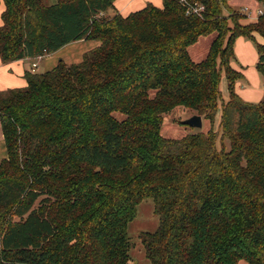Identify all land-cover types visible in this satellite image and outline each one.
<instances>
[{"label": "trees", "instance_id": "1", "mask_svg": "<svg viewBox=\"0 0 264 264\" xmlns=\"http://www.w3.org/2000/svg\"><path fill=\"white\" fill-rule=\"evenodd\" d=\"M1 1L3 63L81 39L100 45L0 91V264H129L128 226L145 198L160 221L140 235L151 264H264V99L243 100L231 66L244 36L264 76L253 35L264 37V13L251 19L226 0L111 17L115 0ZM214 33L195 62L189 47ZM179 105L211 127L164 137V114Z\"/></svg>", "mask_w": 264, "mask_h": 264}, {"label": "crops", "instance_id": "2", "mask_svg": "<svg viewBox=\"0 0 264 264\" xmlns=\"http://www.w3.org/2000/svg\"><path fill=\"white\" fill-rule=\"evenodd\" d=\"M148 3H152L158 7H163V0H115L114 9L110 10L114 13L118 12L123 16H127L134 11L144 8ZM5 8L4 2L1 1L0 26L3 24L2 14ZM109 11H107L108 13L106 12V14L110 15L111 12ZM251 11L253 14L248 17L251 19H256L258 17L256 14L257 10L254 11L252 9ZM253 35L258 43L264 45V37L262 35H260L258 32H253ZM203 37L208 39L207 44H204L205 52L203 51L202 47L198 46ZM215 37L216 33L208 36H202L197 43L189 47L190 56L195 62H200L207 57L211 43ZM98 44L99 42L96 40L81 39L63 46L61 49L46 56L52 60L45 65V71L53 69L61 59L67 64L81 62L85 53L95 48ZM234 52L235 59L231 61V66L243 74V78L236 82V92L243 100L248 102H259L263 100L264 76L257 68L259 52L255 41L244 36L237 37L234 43ZM36 58L37 57H27L9 63H3L0 57V91L7 90L9 88L25 87L27 85L25 73L27 71L33 70L32 64L35 62H38L35 72H38L37 68L40 66V64ZM44 58L45 57L40 59V61H42ZM222 83L223 91L225 94H227L228 87L226 77L223 78ZM218 116L220 117V110L217 113V117ZM1 136L3 137V135Z\"/></svg>", "mask_w": 264, "mask_h": 264}, {"label": "rangeland", "instance_id": "3", "mask_svg": "<svg viewBox=\"0 0 264 264\" xmlns=\"http://www.w3.org/2000/svg\"><path fill=\"white\" fill-rule=\"evenodd\" d=\"M230 1V2H229ZM226 3L234 10L241 11L242 9L248 7L249 9H253L254 11L258 10L261 6V2L258 0H226ZM110 10V9H109ZM108 10V11H109ZM189 13L193 12V10H187ZM110 15L107 14L109 17L115 15L116 13L112 12L111 10ZM108 13V12H107ZM228 9L224 8V14L227 15ZM249 20V19H248ZM247 23V22H243ZM208 39L203 37L198 46L203 48L205 52L204 44H207ZM97 46L100 45V41ZM96 46V47H97ZM95 47V48H96ZM94 49V48H93ZM47 56V55H46ZM46 56L37 57L40 66L37 68L38 72L45 71V65L51 62L52 59L47 58ZM45 57L42 61V59ZM36 66L33 64V70L35 71L36 67L38 66V62H35ZM70 65V64H69ZM222 95L224 99L228 98V93L225 94L223 91V83H222ZM197 114V112L191 108L179 105L174 109L166 112L164 114V121L161 127V133L166 138H181L188 134L198 133V132H206L210 127L211 124L207 119L203 117V126L202 127H195L183 124L182 121L190 118L191 116ZM115 117L122 120L125 116L121 113L116 112ZM219 116L216 117L215 123L213 127L217 129L219 123ZM2 135V128L0 124V163L1 161L7 157V148L4 142ZM227 142V141H226ZM228 145V142H227ZM38 202L36 206H38ZM159 216L156 214L155 211V202L152 198H145L143 199L137 207V216L133 219L128 226V235L130 240V260L129 264H151L150 260L146 256V252L141 240V233L144 231L154 232L159 227ZM239 264H249L245 260H240Z\"/></svg>", "mask_w": 264, "mask_h": 264}, {"label": "built area", "instance_id": "4", "mask_svg": "<svg viewBox=\"0 0 264 264\" xmlns=\"http://www.w3.org/2000/svg\"><path fill=\"white\" fill-rule=\"evenodd\" d=\"M181 1H182V2H186V0H181ZM189 9H191V8H189ZM204 9H205V7H204L203 5H200L199 7L195 8V9H191V10H193V11H195V12H200V11H202V10H204ZM241 11H242L243 13L247 14L248 16H250V15L253 14V12H252L248 7L242 9ZM263 13H264V3H263L262 6L256 11V14H257L258 16H259L260 14H263ZM33 65L36 66L35 63H33Z\"/></svg>", "mask_w": 264, "mask_h": 264}, {"label": "water", "instance_id": "5", "mask_svg": "<svg viewBox=\"0 0 264 264\" xmlns=\"http://www.w3.org/2000/svg\"><path fill=\"white\" fill-rule=\"evenodd\" d=\"M183 124L195 126V127H202L203 126V118L199 114H195L191 116L190 118L183 120Z\"/></svg>", "mask_w": 264, "mask_h": 264}]
</instances>
